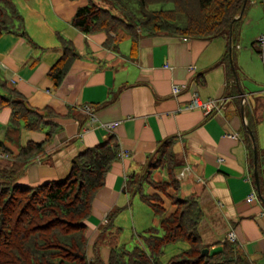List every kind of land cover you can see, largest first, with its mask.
<instances>
[{
    "label": "crops",
    "instance_id": "0c3cea01",
    "mask_svg": "<svg viewBox=\"0 0 264 264\" xmlns=\"http://www.w3.org/2000/svg\"><path fill=\"white\" fill-rule=\"evenodd\" d=\"M13 1L24 17L28 36L5 33L0 37V76L19 90L31 108L52 109L60 127L45 154L17 177V183L39 186L67 177L81 151L111 135L125 153L107 174L86 220L89 259L100 256L109 263L111 249L97 243L113 210H119L115 225L131 232L125 242L156 223L153 208L128 191V175L143 173L159 145L177 137L174 152L182 196H194L200 203L204 214L200 234L210 254L222 251L223 240L234 232L251 264H264V202L255 180L257 145L264 196V60L258 43L264 35V0L248 2L233 34L238 80L225 59L230 54V36L142 34L133 53L130 39L107 46L106 33L86 35L72 25L78 9L90 0ZM59 35L70 39L82 57L56 87L49 72L63 56ZM174 85L181 86L177 94ZM195 94L203 100L224 99L221 111L209 115L203 110L185 111ZM84 105H91L102 123L115 122L114 129L90 127ZM11 115L10 107L0 108V140ZM247 126L256 139L252 146ZM45 139V132L24 129L20 141L26 145ZM0 163L8 167L17 162L0 153ZM154 177L160 182L170 180L166 170ZM147 192L161 198L167 216L176 211L169 199L173 188L163 192L149 186ZM254 192L257 198L249 202ZM188 247L186 243L168 247L162 262L168 263Z\"/></svg>",
    "mask_w": 264,
    "mask_h": 264
},
{
    "label": "trees",
    "instance_id": "16d2710c",
    "mask_svg": "<svg viewBox=\"0 0 264 264\" xmlns=\"http://www.w3.org/2000/svg\"><path fill=\"white\" fill-rule=\"evenodd\" d=\"M244 1L102 0L100 4L90 0L88 5L78 9L72 25L86 35L106 33L107 46H118L130 39L133 53H136L142 34L166 32L200 39L229 37L231 24L234 34L242 19L235 20ZM5 33L28 36L24 17L13 0H0V37ZM58 38L63 56L49 72L56 87L62 84L73 63L82 57L70 39L62 35ZM230 58L228 53L225 59L231 69ZM0 98V108L12 109L5 137L0 140V153L17 162L0 167V264H105L100 256L95 261L88 257L86 220L92 214L94 199L105 186L107 174L114 162L121 159L118 139L111 135L101 144L85 148L73 159L71 170L63 179L39 186L20 185L17 177L45 154L60 127L52 109L40 112L31 108L19 90L2 76ZM249 128L252 135L248 143L252 146L256 139ZM24 129L45 132V141H29L22 145L20 139ZM176 141L177 137L164 140L143 173L128 175V191L139 194L153 208L157 221L138 233L134 246L129 247L121 239L122 228L115 225L119 210H113L97 243L111 249L108 264H251L236 241L225 240L222 251L202 256L203 250L209 248L200 234L204 214L196 197L182 196L174 152ZM164 170L170 180H156L155 173ZM149 186L163 192L173 188L175 192L169 199L176 211L167 216L161 198L147 192ZM179 243L189 247L163 263L166 249Z\"/></svg>",
    "mask_w": 264,
    "mask_h": 264
},
{
    "label": "built area",
    "instance_id": "2783aa9c",
    "mask_svg": "<svg viewBox=\"0 0 264 264\" xmlns=\"http://www.w3.org/2000/svg\"><path fill=\"white\" fill-rule=\"evenodd\" d=\"M258 43L260 45V49H261V54H262V58L264 60V35H262L259 40ZM173 91L174 94H177L181 91V86L180 85H174L173 87ZM223 103H224V99H207V100H203L200 98V96L198 94H195L193 99L190 101V103L184 107L185 111H189V110H203L206 114H211L214 112H219L221 111L222 107H223ZM82 110L83 112L86 114V116L89 119V124L90 127H103L107 130H113L114 127L116 126L115 122H111V123H102L97 116V113L95 111V109L91 106V105H84L82 106ZM233 138H237V135H231ZM125 153L122 152V155H124ZM220 161H224L223 158H220ZM257 198V194L251 193L247 200L249 202H253L254 200H256ZM229 240V241H236V235L234 232L230 233L227 235V237L223 240Z\"/></svg>",
    "mask_w": 264,
    "mask_h": 264
},
{
    "label": "water",
    "instance_id": "95a60500",
    "mask_svg": "<svg viewBox=\"0 0 264 264\" xmlns=\"http://www.w3.org/2000/svg\"><path fill=\"white\" fill-rule=\"evenodd\" d=\"M248 1L249 0H245L244 1L243 9H242L240 15L235 18V20L241 19L242 15L244 14V11H245V8H246V5H247ZM232 27H233V24H231L230 48H229V51H230V57H231L230 59H231L232 69L234 71V74H235L236 79L238 80V77H237V74H236V70H235V66H234V61H233V46H232V42H233V31H232ZM246 129L251 134V130H250L249 126H247ZM255 180H256L257 187H258V197L264 202V196L262 195V192H261V183H260V177H259V172H258V149H257V146L256 145H255ZM208 254H210V250H209V248H205L203 250V252H202V256L204 257V256H206Z\"/></svg>",
    "mask_w": 264,
    "mask_h": 264
},
{
    "label": "rangeland",
    "instance_id": "374dc122",
    "mask_svg": "<svg viewBox=\"0 0 264 264\" xmlns=\"http://www.w3.org/2000/svg\"><path fill=\"white\" fill-rule=\"evenodd\" d=\"M98 3L101 4V2H98ZM110 8L113 10L112 7H110ZM239 24H240V23H238L237 25H239ZM237 25H236V27H237ZM237 77H238V75H237ZM121 156H123L122 153H121ZM129 235H131V232H130V231L123 232V234H122V240H123V239L125 240V236H129ZM124 240H123V241H124ZM126 242H127V245H128L129 247H133L134 244H135V240H133V239H131V238H129L128 241H126Z\"/></svg>",
    "mask_w": 264,
    "mask_h": 264
}]
</instances>
